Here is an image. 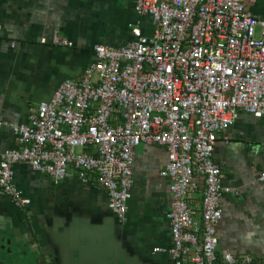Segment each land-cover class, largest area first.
Here are the masks:
<instances>
[{
  "label": "built area",
  "instance_id": "built-area-1",
  "mask_svg": "<svg viewBox=\"0 0 264 264\" xmlns=\"http://www.w3.org/2000/svg\"><path fill=\"white\" fill-rule=\"evenodd\" d=\"M260 1L135 0L137 15L151 17L152 34L134 26L124 46L95 45V60L79 77L11 126L18 146L0 153V193L19 208L29 203L13 180L21 162L56 181L74 175L103 188L123 221L134 151L159 144L167 150L159 176L169 181L171 245L155 251L174 264L250 263L249 255H216L219 200L231 189L212 154L239 110L264 118V15L245 6ZM257 179L264 190V172Z\"/></svg>",
  "mask_w": 264,
  "mask_h": 264
},
{
  "label": "crops",
  "instance_id": "crops-1",
  "mask_svg": "<svg viewBox=\"0 0 264 264\" xmlns=\"http://www.w3.org/2000/svg\"><path fill=\"white\" fill-rule=\"evenodd\" d=\"M246 3L252 14L264 15V0ZM134 26L144 35L154 29L150 16L137 15L135 0H0V153L18 146L12 125L27 122L62 81L79 77L95 60V45L124 46L133 40ZM55 38L72 45L55 44ZM212 159L222 185L231 189L219 200L216 255H249L250 263L239 264H264V190L257 179L264 172V118L239 110L234 124L219 134ZM166 163L162 145L135 149L123 221L108 208L103 188L86 186L74 175L56 181L14 164V184L29 203L19 208L0 193V228L14 237L0 243V260L17 254L25 264H70L65 249L81 237L92 240L90 248L110 250L133 264H174L155 251L171 245L169 181L159 176ZM200 203L198 192L191 201L197 215Z\"/></svg>",
  "mask_w": 264,
  "mask_h": 264
},
{
  "label": "water",
  "instance_id": "water-1",
  "mask_svg": "<svg viewBox=\"0 0 264 264\" xmlns=\"http://www.w3.org/2000/svg\"><path fill=\"white\" fill-rule=\"evenodd\" d=\"M6 236H9L6 238ZM11 237L9 229L0 228V243L10 244ZM15 240V239H14ZM92 240L79 238L74 239L65 249L66 256L70 260V264H133L132 261L127 260L124 256H118L115 252L101 249L94 250L90 248ZM4 246V244L2 245ZM2 264H15L14 259L1 261Z\"/></svg>",
  "mask_w": 264,
  "mask_h": 264
},
{
  "label": "flooded vegetation",
  "instance_id": "flooded-vegetation-1",
  "mask_svg": "<svg viewBox=\"0 0 264 264\" xmlns=\"http://www.w3.org/2000/svg\"><path fill=\"white\" fill-rule=\"evenodd\" d=\"M15 264H25V261H21L19 255L16 254L14 258ZM2 264V263H0ZM49 264H60L56 259L52 260Z\"/></svg>",
  "mask_w": 264,
  "mask_h": 264
},
{
  "label": "rangeland",
  "instance_id": "rangeland-1",
  "mask_svg": "<svg viewBox=\"0 0 264 264\" xmlns=\"http://www.w3.org/2000/svg\"><path fill=\"white\" fill-rule=\"evenodd\" d=\"M246 6L248 5L247 3L245 4ZM10 250L8 249L7 252H9Z\"/></svg>",
  "mask_w": 264,
  "mask_h": 264
}]
</instances>
